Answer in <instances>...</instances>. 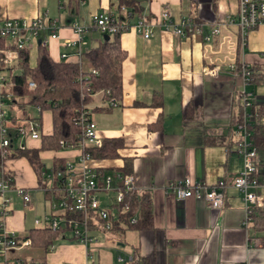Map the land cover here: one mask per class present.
Returning <instances> with one entry per match:
<instances>
[{
	"label": "crops",
	"instance_id": "1",
	"mask_svg": "<svg viewBox=\"0 0 264 264\" xmlns=\"http://www.w3.org/2000/svg\"><path fill=\"white\" fill-rule=\"evenodd\" d=\"M140 6L139 18L134 17L130 24L143 19L150 25L152 36L144 40L132 30L119 35L125 58L121 63V98L117 106L109 107L102 94L96 93L87 109L101 140L118 139L122 143L116 158L94 160L91 166L105 173L123 174L124 161L130 162L126 175L132 176L139 197L148 201L151 228L129 230L121 237L113 232L94 233L97 243L89 247V255L65 234L46 252L45 262L87 264L92 253L99 261L100 245L108 244L110 250H116L115 259L131 258L136 250L152 264H264V234H252L247 221L243 226L247 213L240 193L232 187L242 162L235 154L238 133L230 125L238 107L243 116L264 106V84L245 85L249 106L243 109L241 79L228 71L230 65L237 63L247 68L264 65V25L250 31L243 46L234 25L222 26L212 41L204 43L199 36L180 39L162 30L160 15L166 12L172 22L185 15L207 33L212 24L226 16L234 17L236 0H145ZM118 12L117 0H79L74 14H69L58 0H0V21L30 20L39 15L55 21L57 38L48 40L46 48L54 62L69 64L81 63L82 55L101 40V35L89 29L80 42L65 47V41L75 40L70 25L89 24L91 17L99 13L119 16ZM36 52L35 45L28 50L30 68L35 66ZM212 68L217 69L214 76L204 72ZM19 73L15 67L11 71L12 76ZM154 102L160 105L152 106ZM27 108H33L34 113L25 114ZM2 113L9 129L29 119H39L40 135L50 134L49 114L27 104L26 98H14L4 105ZM18 143L16 139L14 144ZM39 147L40 139L25 142L27 150ZM254 148L258 186L253 191L262 198L264 206V146ZM79 155L77 149L38 152L42 172L69 162L76 164ZM5 172L12 179V187L26 189L30 198L25 205L14 190L6 193L9 212L4 219L5 228L17 238L30 230L46 229L33 223L51 215L50 195L42 190L41 175L37 176L24 158H9ZM184 177L207 186L223 182L221 209H209L192 198L177 201L166 186ZM12 256L31 263L41 253L28 247Z\"/></svg>",
	"mask_w": 264,
	"mask_h": 264
},
{
	"label": "built area",
	"instance_id": "2",
	"mask_svg": "<svg viewBox=\"0 0 264 264\" xmlns=\"http://www.w3.org/2000/svg\"><path fill=\"white\" fill-rule=\"evenodd\" d=\"M126 13L124 9H120ZM129 17V14H126ZM120 21L119 16L110 13H100L91 17L89 24L73 22L70 30L75 36L74 41H65L68 47L73 42H80L83 34L89 29H94L99 35H112L127 30L134 31L144 40L152 36L150 25L143 19H137L130 25L128 19ZM159 25L162 30L170 32L180 39L199 36L204 43H209L219 34L222 26L237 28V34L241 45H244L246 35L264 25V0H236V12L233 18L224 17L222 21L216 22L209 27L207 33L203 32L202 25L196 24L191 18L181 15L176 22H172L166 12L159 17ZM57 25L55 21H49L45 15H39L33 19H5L0 21V40L4 41V47H0V264H23V260L13 257L14 252L25 250L29 247L27 240H19L12 231L4 226V219L9 209V199L5 196L10 190L27 205L30 198L26 189L12 187V179L5 172V163L14 151L25 150L27 140H38L40 136V123L37 119H29L25 124L9 129L3 123L2 108L11 102L12 95L9 91V77L11 71L17 65V51L33 46L45 48L48 40L56 39ZM13 47V48H8ZM62 58L64 55L61 56ZM228 71L233 76H239L242 82L241 98L243 109L249 106V95L244 92L249 73L247 67L230 65ZM206 74L214 76L217 69H205ZM91 74H96L90 70ZM29 90L34 89V84L27 83ZM109 107H116L117 103L107 101ZM251 116L243 115L246 123ZM72 121L80 128V135L75 144L58 141L59 150L77 149L80 152L76 164L65 163L55 170L42 172V190L50 195L51 215L43 218V221L35 219L36 227L46 228L59 236L67 235L73 242L84 247L87 255L90 254L89 247L97 243L93 234L104 235L112 231L114 223L119 215L131 213L128 219L130 225L136 223L137 209L129 202L133 200L138 203L139 195L135 191L131 175L120 173L103 174L91 166V160L81 154L85 147L101 146V139L97 135L96 126L90 118V112L82 109ZM243 122V123H244ZM238 140L236 142L235 154L241 159L242 170L232 182V187L241 195L245 211L249 207L263 206V200L254 193L258 186L254 177L256 165V149L250 147L246 140L245 127L237 125ZM19 139L17 145L15 140ZM225 185L219 181L207 186L200 182H191L184 177L173 184L166 186L168 193L172 194L177 201L192 198L201 201L209 209L218 211L223 204V191ZM247 214L243 221L246 225ZM44 223V226H40ZM109 243V240L106 241ZM52 247H50V250ZM130 258L117 257V264H125Z\"/></svg>",
	"mask_w": 264,
	"mask_h": 264
},
{
	"label": "trees",
	"instance_id": "3",
	"mask_svg": "<svg viewBox=\"0 0 264 264\" xmlns=\"http://www.w3.org/2000/svg\"><path fill=\"white\" fill-rule=\"evenodd\" d=\"M78 1L58 0L59 4L64 6L69 14L77 12ZM117 2L118 9H127L131 17H139L141 14L140 3H135L132 0H117ZM121 18H124L123 13ZM121 33L112 34L106 40L103 39V36L107 35H101L100 42L94 48L85 52L82 55L81 63L78 64L54 62L50 58L46 47H37L35 66L30 68L28 66V49L24 48L17 51V65L15 68L20 73L9 77L11 101L18 97L26 98L27 104L38 108L42 112H47L50 118L51 131L48 135H40V147L38 149L15 151V153L9 154L8 159L24 158L32 171L40 176L42 163L38 157V152L58 151V141L68 144L76 143L80 135V128L72 121V117L82 109H87V105L91 102L94 94H102L106 101L119 102L121 98V63L125 58V52L121 50L119 45V35ZM0 47H4L3 40H0ZM239 66L237 63V70H239ZM90 70H94L96 74H91ZM247 71L249 73L247 84H264V65H252L247 68ZM29 81L35 86L32 90L27 87ZM159 105V102L152 104V106ZM185 110L188 113V108ZM250 116L253 121L249 120L245 123L242 112L238 107L237 114L231 118L230 125L235 128L237 125L244 124L249 146H264V124L261 123L264 120V106L252 111ZM155 126H159V120H157ZM121 146L122 143L118 139H103L100 147H85L81 154L87 156L91 161L111 160L116 158V150ZM129 165L130 162L125 160V171L122 172V175L128 173ZM129 204L137 209L136 223L134 225L128 223L130 212L119 215L111 231L118 237L129 230H149L151 228V217L146 198L139 197L138 203L132 198ZM247 220L248 230L252 234L255 236L264 234V206L249 207L247 209ZM61 238L62 236H59L58 233L51 232L48 229L28 231L18 239L27 240L29 248L38 250L41 256L37 260H32L31 263L23 261V264H47L44 258L46 252L54 245L55 241ZM262 241L264 244V236ZM128 264L152 263L149 259L141 257L136 250H133L131 261Z\"/></svg>",
	"mask_w": 264,
	"mask_h": 264
},
{
	"label": "rangeland",
	"instance_id": "4",
	"mask_svg": "<svg viewBox=\"0 0 264 264\" xmlns=\"http://www.w3.org/2000/svg\"><path fill=\"white\" fill-rule=\"evenodd\" d=\"M33 113H34L33 108H27V110L25 112V114H28V115H32ZM67 238L69 239L68 236H67ZM113 240H114V243H113V245H111V247L115 246L117 238L113 239ZM70 241L73 242L72 240H70ZM73 243H75V242H73ZM54 245H55V243H54ZM107 245L106 244L100 245V246H102V250L100 253L99 261H97V255L95 253H92V258H88L87 264H91V263H93V264H116V261H115L116 260L115 257L117 256L116 250L115 249L110 250L109 247H107ZM119 253H121V252H119ZM120 255L124 256L123 253H121Z\"/></svg>",
	"mask_w": 264,
	"mask_h": 264
},
{
	"label": "bare ground",
	"instance_id": "5",
	"mask_svg": "<svg viewBox=\"0 0 264 264\" xmlns=\"http://www.w3.org/2000/svg\"><path fill=\"white\" fill-rule=\"evenodd\" d=\"M121 9H124L125 11H126V13H124V12H122L120 9H119V20L120 21H123V20H125L126 19V14L128 13L129 14V17H127V19H128V22H129V24H130V20H132L134 17H131V15H130V13H129V11L127 10V9H125V8H121ZM124 14V18H121V14ZM100 14V13H99ZM111 14V13H110ZM137 18H139V17H137ZM131 25V24H130ZM108 36H110V35H107V37ZM88 111H89V109H87ZM90 112V111H89ZM38 120V119H37ZM39 121V120H38ZM39 123H40V121H39ZM40 131H41V123H40ZM39 138H40V136H39ZM101 142H102V140H101ZM15 152V151H14ZM103 174H107V173H105V172H102ZM29 204V203H28ZM118 218V217H117ZM63 237H65L64 235H63ZM52 248H53V246H51ZM121 258V257H120ZM122 259H125V258H122ZM131 261V258H130V260L128 261V262H126L125 264H128L129 262Z\"/></svg>",
	"mask_w": 264,
	"mask_h": 264
},
{
	"label": "water",
	"instance_id": "6",
	"mask_svg": "<svg viewBox=\"0 0 264 264\" xmlns=\"http://www.w3.org/2000/svg\"><path fill=\"white\" fill-rule=\"evenodd\" d=\"M133 2H135V3H142V2H144L145 0H132ZM103 39H108V37L107 36H103Z\"/></svg>",
	"mask_w": 264,
	"mask_h": 264
}]
</instances>
